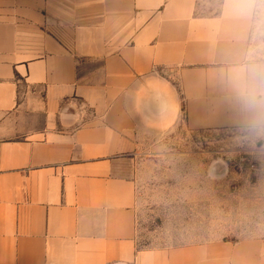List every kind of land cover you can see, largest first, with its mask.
Here are the masks:
<instances>
[{"label":"crops","instance_id":"0c3cea01","mask_svg":"<svg viewBox=\"0 0 264 264\" xmlns=\"http://www.w3.org/2000/svg\"><path fill=\"white\" fill-rule=\"evenodd\" d=\"M256 0H0V264H264V242L139 249L145 135L264 127Z\"/></svg>","mask_w":264,"mask_h":264},{"label":"rangeland","instance_id":"374dc122","mask_svg":"<svg viewBox=\"0 0 264 264\" xmlns=\"http://www.w3.org/2000/svg\"><path fill=\"white\" fill-rule=\"evenodd\" d=\"M249 47L251 60L264 62V0ZM135 182L139 249L264 242V127L192 131L178 122L145 135Z\"/></svg>","mask_w":264,"mask_h":264}]
</instances>
